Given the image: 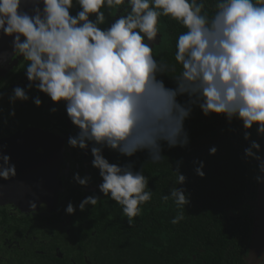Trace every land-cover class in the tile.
<instances>
[{
	"label": "clouds",
	"instance_id": "obj_1",
	"mask_svg": "<svg viewBox=\"0 0 264 264\" xmlns=\"http://www.w3.org/2000/svg\"><path fill=\"white\" fill-rule=\"evenodd\" d=\"M24 0H0V33L13 37L16 56L27 61V87L47 94L52 101H66V112L79 128L69 137L73 148L87 150L89 142L103 182L100 192L122 207L129 223L149 202V179L143 171L120 167L102 155L103 146L132 157L147 151L150 162L163 161L162 142L170 148L186 147L190 138L184 122L198 105L205 116L223 114L229 121L239 118L245 129L258 125L264 135V0H75L81 7L70 15L74 0H34L33 15L21 10ZM43 4L41 9L38 5ZM105 9L122 12L107 29ZM95 15V20L90 19ZM168 17L186 29L178 36L175 61L182 66L176 88H168L158 74L175 66L158 62L153 50L161 32L160 18ZM24 37L22 40L21 38ZM190 98L187 104L177 97ZM2 98V94H0ZM21 88L13 89L9 100L28 101ZM41 106L37 96L33 101ZM57 109L52 108L55 112ZM10 115L15 116L14 109ZM244 138L250 140V133ZM246 157L259 162L264 173L261 145L250 140ZM215 155L217 148L209 150ZM196 174L203 177V161ZM177 174L176 184L186 177ZM16 176L11 157L0 152V178ZM89 177L74 174V180L87 186ZM264 183V177L257 176ZM173 200L181 211L170 221L179 224L183 209L190 203L186 190L173 187L162 197ZM99 196H88L79 205L84 211L95 206ZM35 207V205H33ZM76 208L69 203L68 214Z\"/></svg>",
	"mask_w": 264,
	"mask_h": 264
},
{
	"label": "trees",
	"instance_id": "obj_2",
	"mask_svg": "<svg viewBox=\"0 0 264 264\" xmlns=\"http://www.w3.org/2000/svg\"><path fill=\"white\" fill-rule=\"evenodd\" d=\"M206 7L211 15L212 0ZM163 18L172 49L160 62L175 69L158 74V79L174 89L175 77L182 71L174 58L176 42L186 29ZM177 100L187 104L190 98L185 94ZM184 127L190 143L170 148L162 142L164 159L159 164L150 162L147 151L128 157L115 150L119 161L133 171H143L149 179L146 191L152 192L151 200L140 206V214L131 223L122 207L107 197L81 211L79 205L85 198L79 183L68 188L50 214L18 217L1 208L0 227L4 228L0 233H29L30 238L42 234L39 241L21 246L8 243L5 248L13 250L15 264H248L254 222L251 202L257 198L256 177L261 172L259 162L246 157L244 150L250 140L262 145L258 125L245 129L239 118L229 121L216 113L205 116L194 104ZM246 131L250 140L244 138ZM212 147L217 148L215 155L209 152ZM198 161L204 163L203 177L195 171ZM177 168L186 177L183 185L175 183ZM173 187L185 189L190 200L183 209L185 218L176 225L170 221L181 210L173 200L162 199ZM69 203L76 208L74 214L66 212Z\"/></svg>",
	"mask_w": 264,
	"mask_h": 264
},
{
	"label": "flooded vegetation",
	"instance_id": "obj_3",
	"mask_svg": "<svg viewBox=\"0 0 264 264\" xmlns=\"http://www.w3.org/2000/svg\"><path fill=\"white\" fill-rule=\"evenodd\" d=\"M40 8L42 9L43 6ZM81 10L79 4L74 0L73 7L70 9V15L75 16ZM105 12L106 21L100 26L102 30L109 28L111 24L119 18L122 9L118 12L113 11L112 15L109 14L106 9ZM90 19L95 20V15L90 17ZM160 28L161 32L158 34L157 42L159 43L161 36L163 37V42L153 50V57L158 62H160L164 53L172 49V39L163 17L160 18ZM11 63L14 64L6 74L0 75V94H2V98H0V142L16 134L25 132L35 131L43 134H50L55 137L54 140H57L56 143L58 142L60 144L63 151V157L58 169V198L55 202L43 201L39 204L38 209L25 210L24 206L17 204L14 199L9 202L0 200V209L3 207L8 208L9 214H15L18 217L25 214L33 216L38 214H50L57 209L62 195L67 192L68 188H72L73 186L76 187V185H78V182L74 180V174L76 173H79L82 178H90L87 186H83L82 188L84 198L88 196H99L103 199L105 196L99 189V185L103 180L100 176V170L95 168L92 164L94 156L91 152L93 146H101L94 145L93 142H89L87 150L69 146V137L76 136L80 130L72 123L67 115V102L61 101L57 103L52 101L47 94L36 89L35 85H33L31 89L27 87L31 82L26 76V66L28 62L23 60V56L14 55L11 59ZM18 86L23 88L30 98L28 101L17 100L15 104H12L9 97L12 94L13 89ZM37 96L42 101V104L39 107L33 102ZM52 108H56L57 110L53 112L51 111ZM13 109L15 111V116L10 115V112ZM7 150H9L8 147L1 148V151L4 154H7L5 153ZM116 152L117 151L110 150V148L103 146L102 155L109 161V163L120 167L127 166L124 162L117 159ZM34 183L32 184L36 185L38 190L49 189L48 183L43 177H41V180H37ZM253 209L254 206L252 211H250L251 214H253ZM3 228L4 227H0L2 230ZM41 235V233H38V236L36 235L30 238L29 233L20 234L19 232H1L0 264H15L16 262L13 261L11 256L13 250L5 248L6 246H9L8 243H14L21 246L22 244H25V242L29 243L30 241L32 242V240H38V237H41Z\"/></svg>",
	"mask_w": 264,
	"mask_h": 264
},
{
	"label": "water",
	"instance_id": "obj_4",
	"mask_svg": "<svg viewBox=\"0 0 264 264\" xmlns=\"http://www.w3.org/2000/svg\"><path fill=\"white\" fill-rule=\"evenodd\" d=\"M38 6L42 7L43 4ZM35 7L37 4L34 0H24L21 4V10L29 15L34 14ZM14 55L13 37L0 33V75H5L13 66L11 59ZM260 137L264 140V135L259 134ZM54 138L50 134L32 131L16 134L0 142V152L1 148L8 147L9 150L5 153L11 157V162L16 167L15 177L8 180L0 178V200L9 202L14 199L17 204L23 205L25 210H36L43 201L57 200V177L63 151ZM261 149L264 156V141ZM260 176L264 177V173H260ZM41 177L48 183V190H38L34 185ZM251 204L254 206L251 214L254 222L247 262L259 264L264 262V183L259 182L258 196Z\"/></svg>",
	"mask_w": 264,
	"mask_h": 264
},
{
	"label": "rangeland",
	"instance_id": "obj_5",
	"mask_svg": "<svg viewBox=\"0 0 264 264\" xmlns=\"http://www.w3.org/2000/svg\"><path fill=\"white\" fill-rule=\"evenodd\" d=\"M242 212V211H241ZM259 264H264V262H262V263H259Z\"/></svg>",
	"mask_w": 264,
	"mask_h": 264
}]
</instances>
